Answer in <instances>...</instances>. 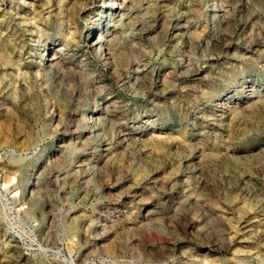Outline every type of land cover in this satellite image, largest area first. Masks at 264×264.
Listing matches in <instances>:
<instances>
[{
	"label": "rangeland",
	"instance_id": "obj_1",
	"mask_svg": "<svg viewBox=\"0 0 264 264\" xmlns=\"http://www.w3.org/2000/svg\"><path fill=\"white\" fill-rule=\"evenodd\" d=\"M0 146V264H264V0H0Z\"/></svg>",
	"mask_w": 264,
	"mask_h": 264
},
{
	"label": "built area",
	"instance_id": "obj_2",
	"mask_svg": "<svg viewBox=\"0 0 264 264\" xmlns=\"http://www.w3.org/2000/svg\"><path fill=\"white\" fill-rule=\"evenodd\" d=\"M16 155L11 148L0 146V183L2 172L11 158ZM0 186V230L5 244L14 247L21 254L52 252L47 243L43 242L41 231L43 226L28 216L24 204L14 185L9 183L4 188Z\"/></svg>",
	"mask_w": 264,
	"mask_h": 264
},
{
	"label": "bare ground",
	"instance_id": "obj_3",
	"mask_svg": "<svg viewBox=\"0 0 264 264\" xmlns=\"http://www.w3.org/2000/svg\"><path fill=\"white\" fill-rule=\"evenodd\" d=\"M96 41V40H95ZM98 42V41H97ZM96 42V43H97ZM93 46V45H92ZM52 62V61H51ZM9 180H11V178L10 177H7V178H2V182L0 183V186H2L1 188H4V186H6L7 185V181H9ZM7 245V244H6ZM4 251V250H3ZM8 251V250H7ZM54 252V251H53ZM7 263V262H6Z\"/></svg>",
	"mask_w": 264,
	"mask_h": 264
}]
</instances>
